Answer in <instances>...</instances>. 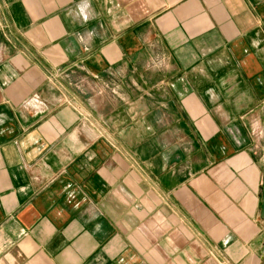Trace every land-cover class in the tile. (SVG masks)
I'll return each mask as SVG.
<instances>
[{
  "label": "crops",
  "instance_id": "0c3cea01",
  "mask_svg": "<svg viewBox=\"0 0 264 264\" xmlns=\"http://www.w3.org/2000/svg\"><path fill=\"white\" fill-rule=\"evenodd\" d=\"M264 0H0V264H264Z\"/></svg>",
  "mask_w": 264,
  "mask_h": 264
},
{
  "label": "water",
  "instance_id": "95a60500",
  "mask_svg": "<svg viewBox=\"0 0 264 264\" xmlns=\"http://www.w3.org/2000/svg\"><path fill=\"white\" fill-rule=\"evenodd\" d=\"M260 213H261V217H264V187L262 189V195L260 199Z\"/></svg>",
  "mask_w": 264,
  "mask_h": 264
}]
</instances>
